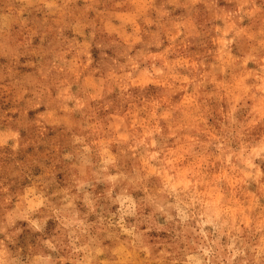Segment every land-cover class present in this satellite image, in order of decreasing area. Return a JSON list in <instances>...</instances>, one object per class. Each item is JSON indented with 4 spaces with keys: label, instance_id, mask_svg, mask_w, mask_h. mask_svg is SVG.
Returning <instances> with one entry per match:
<instances>
[{
    "label": "rangeland",
    "instance_id": "rangeland-1",
    "mask_svg": "<svg viewBox=\"0 0 264 264\" xmlns=\"http://www.w3.org/2000/svg\"><path fill=\"white\" fill-rule=\"evenodd\" d=\"M0 264H264V0H0Z\"/></svg>",
    "mask_w": 264,
    "mask_h": 264
}]
</instances>
